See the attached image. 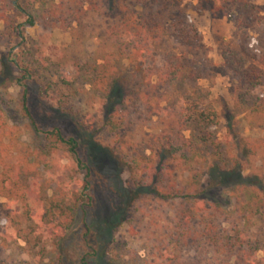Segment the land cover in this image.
<instances>
[{
  "label": "rangeland",
  "instance_id": "obj_1",
  "mask_svg": "<svg viewBox=\"0 0 264 264\" xmlns=\"http://www.w3.org/2000/svg\"><path fill=\"white\" fill-rule=\"evenodd\" d=\"M5 2L0 0V12L6 7L11 22L0 21V114L5 124L0 130V175L29 150L38 153L53 144L49 135L58 130L78 143L84 169L74 179L86 197L61 238L38 232L24 220L20 205L8 216L0 210V264H197L204 254L212 264L216 257L209 245L189 243L181 250V244L171 248L172 254L165 250L175 220L187 215L198 221L207 212L224 220L221 230L229 228L226 219L236 218L241 235L263 240V213L256 206L264 199V115H254L242 103V84L223 67L222 53L234 49L247 67L259 70L257 93L264 98V21L254 23L256 16L264 18V0ZM21 10L35 25H24L19 36L15 28L27 22ZM135 12L148 15L150 22L164 20L165 38L156 53L188 57L201 80L168 83L153 77L148 88L127 78L115 86L114 101L87 84L94 79L90 66L115 57L110 30ZM187 35L200 44L197 39L191 49L182 41ZM124 64L129 76L134 66ZM195 86L210 92L203 108L217 112L215 127L200 128L183 104L182 96ZM141 93L148 94L149 103ZM116 122L123 127L112 129ZM9 129L10 137L5 133ZM228 136L252 140L259 147L257 155L245 158L227 143L222 158L209 142ZM182 138L192 147L182 149ZM64 152L62 148L59 156ZM235 162L236 173L223 171ZM251 186L254 191L248 195ZM237 254L221 253L220 264H241ZM258 262L264 264L263 251Z\"/></svg>",
  "mask_w": 264,
  "mask_h": 264
},
{
  "label": "trees",
  "instance_id": "obj_2",
  "mask_svg": "<svg viewBox=\"0 0 264 264\" xmlns=\"http://www.w3.org/2000/svg\"><path fill=\"white\" fill-rule=\"evenodd\" d=\"M3 1L5 2V0ZM171 1L180 3L184 0ZM13 6L16 7V5ZM122 9L125 10L126 8L123 7ZM245 9L251 12L248 4L245 5ZM7 11L8 9L4 7L0 12V21L9 25L11 16L6 14ZM21 11L26 16L27 22L19 24L15 28L19 36L24 31V25L29 27L35 25L32 16L25 13L24 10ZM256 17L255 21L259 19V21L254 22L256 25L260 24V20L264 21L263 17ZM154 20L150 22L148 15L135 12L114 26L109 32V37L116 49L115 57L112 61L104 59L102 64L97 63L90 66L89 70L92 71L94 79L86 80L88 81L87 84L95 90L103 91L108 100L114 101L111 95L116 91L115 86L121 82H126L128 79L138 81L141 86L148 88L149 85L151 86L153 77L168 83L188 79L194 84L201 80L202 76L199 72H195L194 65L190 64L188 57L182 60L168 54L156 53V47L164 41L165 26L163 19ZM182 32L184 35L186 34L185 30ZM197 39V37L192 39L187 35V38H182V41L192 49ZM197 42L200 44L201 40L198 39ZM124 61H128L130 65L134 66V71L129 76L125 75L128 67L125 66ZM222 61L223 67L242 84V93L239 96L242 103L249 105L254 115H264V98L257 93L258 88L262 86L256 76L259 70L254 67H247L245 58L234 49L224 50ZM185 73H188L187 77ZM2 75L1 73L0 76ZM26 91L24 89L23 103L25 112H28ZM141 97L142 101L150 102L147 93H141ZM209 98L210 92L198 86H195L191 93L182 96L183 104L188 107V110H192L194 123L204 130L218 124L217 112L210 107L206 110L203 108L208 103ZM1 114L0 130H3L5 124H1L3 120ZM111 125L112 129L123 127L122 122ZM5 133L10 137L12 131L9 129ZM49 136L55 139L53 144L48 145V147L45 146L38 153H31L29 150V153L20 156L16 164L5 166L0 175V200L6 199L7 203H0V210H3V213L5 212L8 216L12 214L13 207L20 205L24 220L32 223L38 232L49 231L55 238H61L74 223L75 210L83 207L86 196L83 190L80 191L82 184L75 181L74 178L80 170L84 169V164L79 157L78 143L74 138H64L58 130L53 131ZM229 139L228 136L224 141L209 143L212 149H216V152L220 153L222 158L226 156L222 151L227 148V143H231L237 154L245 158L257 155L259 147L252 140ZM200 143L207 144V141L200 140ZM262 143L264 147V141ZM191 144L189 140L182 138L180 147L187 149L192 147ZM2 145L0 142V148L3 147ZM62 148L65 150V155L59 156ZM30 157H34L33 161H30ZM63 160L67 161L64 165L62 164ZM237 168H239V163L235 162L231 164V168L224 167L223 171L231 175L236 173ZM51 189L53 194L49 196ZM151 191L153 192V190H147L150 193ZM246 191H248V195H251L254 191L253 186ZM262 209H264V199L256 206L257 213H263L262 218H264ZM185 218L178 223L175 220L173 227L169 228L172 233L168 235L170 239L165 250L170 254L174 253L172 247L177 248L181 244L179 247L181 250L189 243L193 246H204L205 244V246L213 247L212 254L216 258L210 259L214 260L212 264H220L218 255L221 253L231 256V252L235 250H238L237 255L242 261L241 264H256L257 254L260 251L264 252V236L263 240L245 238L241 235L240 219L234 218L228 221L226 219L225 222L230 224L229 228L221 230V223L224 220L216 217L214 213L207 212L198 221L187 215ZM158 249L160 250V248ZM207 257V254L202 255L200 260L198 258L197 264H209L206 260ZM261 262L258 263L261 264Z\"/></svg>",
  "mask_w": 264,
  "mask_h": 264
}]
</instances>
